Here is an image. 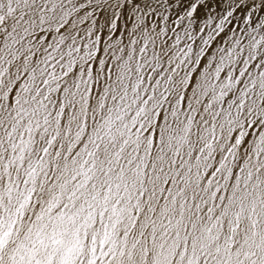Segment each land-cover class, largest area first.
Masks as SVG:
<instances>
[{
	"label": "snow or ice",
	"instance_id": "6c2138e0",
	"mask_svg": "<svg viewBox=\"0 0 264 264\" xmlns=\"http://www.w3.org/2000/svg\"><path fill=\"white\" fill-rule=\"evenodd\" d=\"M0 264H264V0H0Z\"/></svg>",
	"mask_w": 264,
	"mask_h": 264
}]
</instances>
